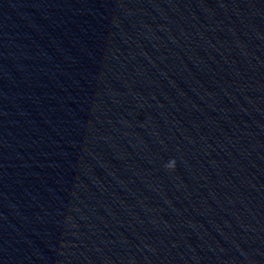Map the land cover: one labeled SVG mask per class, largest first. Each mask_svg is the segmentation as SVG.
<instances>
[{"label":"clouds","instance_id":"1","mask_svg":"<svg viewBox=\"0 0 264 264\" xmlns=\"http://www.w3.org/2000/svg\"><path fill=\"white\" fill-rule=\"evenodd\" d=\"M169 167H172V165H169Z\"/></svg>","mask_w":264,"mask_h":264}]
</instances>
